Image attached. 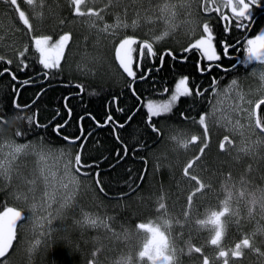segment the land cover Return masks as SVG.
Returning <instances> with one entry per match:
<instances>
[{
    "label": "snow or ice",
    "instance_id": "6c2138e0",
    "mask_svg": "<svg viewBox=\"0 0 264 264\" xmlns=\"http://www.w3.org/2000/svg\"><path fill=\"white\" fill-rule=\"evenodd\" d=\"M69 7L71 8L72 15L75 17H88V18H99L103 20L104 17L101 15L103 9L97 10L91 5L96 3V0H67ZM113 2H119V0H109V4ZM194 3L198 4L200 11L203 13L201 21H192L195 25L192 31L195 32L196 28H201L202 33L199 35L194 42L190 43L187 47L183 48V53H193L198 54L199 59L197 60V69L203 75L204 73H210L213 67L220 69L222 68L221 63L223 57H229V49L236 48L241 45V41L238 39L235 43H230L228 40H217L216 27L219 25L223 32L228 34L231 33L233 28L240 30L243 33L245 30L251 28V22L254 21V9H260L264 7V0H193ZM22 3L31 6V11H26L22 8ZM0 4L6 5L13 14H15L17 21L22 25V29H17L18 31L24 30L25 35L31 36V44L34 48L35 53L38 54L36 60L39 65L42 66V71L38 75H42L44 80H49L53 77L54 72H60L62 70L61 62L65 58V51L68 49L70 43L72 42L71 32H62L58 35V38L53 39L52 35H31L34 32L33 23L31 18L39 19L43 15L41 11L37 10V0H0ZM44 6V0H40L39 7ZM190 6V5H189ZM175 5L164 0L163 3L158 5V11L160 13L159 19H163L166 28L160 34L152 37L151 40L144 39L139 40L135 36H125L119 40V43L114 48V59L122 74H126L128 79L127 88L131 91L133 97L137 101H141V104L147 110L146 126L151 129V132L160 138L162 133L160 128L157 126V121H154V117H166L169 114H173V109L176 107L181 98H193V106L189 113L186 114L184 111L179 112V118L183 121L191 123L193 126H198L202 131L197 133L189 134L187 132L178 133L170 137L171 140L176 141L178 145L184 149H188L190 145H198V153L190 159L186 165L183 167L182 174L183 177L187 178L189 182H194V190L187 196V206L182 213L183 222L179 219L176 223L181 227H185L188 223L194 197L199 193H203L206 189L211 187L210 184H206L201 178L193 174L192 170L194 165H197L198 161L202 160V157L206 154V149L210 145V126L209 120L216 115L218 111L216 104H212L211 101H207L212 104V111H200L195 115L192 114L195 108V103L201 100H206V93H209L211 89V94L214 97H220L228 94L235 90V95L237 97V103L235 104L233 111L238 115L243 114L244 119L247 121L246 124H242L239 119L234 122L230 117L221 116L215 123L224 127L226 131L233 134H239L244 139L241 141V146L238 151L243 152L246 155L253 156L258 162H264V29L259 30V32L244 37L243 43V59L239 61L240 65H243L247 75L244 79L255 78L259 82V86L255 92L249 91L245 92L240 83L241 78L237 75L233 77L228 85L224 88L220 87V81L213 77L208 88H202L200 85H195L191 87L189 83V77L183 76L174 86V91H172L170 97L164 101H155L148 99L146 103L142 100V97L138 94L135 84L137 80L144 81L147 80L151 74L152 69L149 68L144 70L142 65L145 59H149L152 63H155V58L158 53L154 48V43H159L164 40L170 34V29L173 25L170 23V18L175 15L173 9ZM212 14H215L214 16ZM146 20L151 21V17H145ZM64 24V20L60 21ZM139 24V17L133 20L131 27L136 28ZM92 27H95V23L92 22ZM113 27H129L127 23L121 21L120 17H117V22L115 25L104 24L103 28L100 29L102 32H108L110 28ZM138 45V60L134 59V53H137ZM218 46L222 48V54L218 51ZM29 47L27 44L24 45L22 51H18V69L19 71H24L29 68L30 64L28 62ZM165 56H170L173 60L181 59V61H187L188 56L182 55L177 57L171 50H166L159 54L160 65L164 63ZM207 61L206 66L201 65V61ZM0 61L5 62L7 65H12L13 60L6 58L5 55H0ZM135 64V68H134ZM254 65V66H253ZM249 66H253L249 68ZM158 70V69H157ZM223 71L225 73L229 72H239L237 64H232L230 68L224 67ZM138 72L141 74L138 75ZM4 73H8L13 81H17L18 77L9 67H4L3 71H0V76ZM124 78V77H122ZM30 79H25L21 86L29 84ZM74 87L79 89L77 95H82L85 92V87L82 84H75ZM164 93L169 90L165 88ZM13 92L15 93V98L12 100L11 108L13 110V116L15 119H24V117L16 116L15 112H23L25 109H31L32 105L35 104V100L32 104L21 105L17 101L20 96L19 89L13 87ZM96 94V93H93ZM39 99V94L37 95ZM64 107L67 113V119L63 120V123L57 122L52 127V131L57 136H62L64 141H67L69 145H75L77 141H81L79 145V150L76 151L74 155V163L72 159L71 151L65 152L60 151V156L67 159L65 165V174H68L69 166L75 169V173L90 177L94 180L96 187L100 193L108 196L106 191V186L104 185L101 172L99 169V162L92 161L88 162L82 159V154L84 151L85 143L88 137L92 135L88 132L85 135L83 121L86 117L91 118L98 128L111 127L116 140L122 145V150L116 152V164H120L126 157L129 156L130 150L128 144L117 134L118 129H126L130 127V123L133 120L135 112L128 115L126 120L121 123L117 121L111 112L109 111L106 115L103 123L96 120L91 113H86L79 117L80 125V135L75 138H71L68 135H62L61 130L64 129L69 121L72 119L73 111L69 107L68 101L69 97H65ZM119 98L115 95L112 96L110 104L117 105L116 111L123 113L124 108L118 106ZM217 103H220L217 100ZM139 111V108H137ZM38 111L27 117L28 128L21 130L19 128L15 131L16 137H26L29 133H34L36 129H47L48 124H41L37 119ZM61 113L56 112V117H60ZM54 117L53 119H56ZM9 119L7 114L0 115V132H3V125L8 124ZM51 123V122H50ZM245 131L248 136H245ZM255 136L256 139L251 141V137ZM44 137H39V143L29 142L27 144H15L12 141L7 142V147L9 152L5 154L4 160L0 161V189L10 185L13 180L14 168L12 161L16 159V156L20 153L27 154L29 150L35 152L39 157L40 161H46L51 156V151L46 150L43 144ZM2 147V146H0ZM148 145L146 143H140L138 146H134L132 149V156L143 149H146ZM236 141L230 137V135H224L218 144L220 152H230L235 149ZM144 161L145 166L148 161L145 157H140ZM116 165H110V167H115ZM45 167H41L40 176L43 177L45 185H49L55 181L56 174L49 171L45 174ZM96 169L94 174L92 171H84L85 169L91 170ZM249 170H251V165H249ZM147 167L144 168L143 172L140 173L136 179H133L131 174L125 181L128 191H121L116 194L115 199L121 200L128 197L131 193L136 192L139 188V184L145 179V174L147 173ZM131 173V169H129ZM49 176L52 180H49ZM231 174L229 173V178ZM24 183L30 185L27 192L13 193L16 199H23L25 201L29 200V195L35 192V179H28L23 177ZM69 183L75 187L79 186V179L77 175L68 176ZM69 183H63V178H61V186L65 189L69 187ZM242 183H246L242 181ZM240 197L245 196V191L239 192ZM250 197L249 203L253 206L248 209L249 216L252 215L253 208L259 204L261 211H264V189H258L248 193ZM44 197L46 198L44 203L40 204L39 207L47 211V209L52 208V203L55 199L53 195L45 191ZM165 197L161 194L157 198V212H162L167 215V205L164 202ZM232 192L228 190L227 198L224 199L222 207L219 210H210L204 216V218L195 219L194 223L198 226L197 231L206 230L208 232L207 237L204 238V243L200 246L193 244L191 239L186 244L187 255H195L196 260L199 264H243V259L245 258V250L250 251L256 255L260 264H264V247L258 246L254 241L252 236L244 235L243 238L239 239L234 243L233 246H226L225 236L228 231L230 223L236 225L240 224V219L238 218V213L231 208ZM46 205V207H45ZM72 206V196L65 197L63 202L60 203L59 207L53 211H47V215L34 216L26 218L24 214V209L18 207L4 206L3 210L0 211V264H10V253L14 249V242L18 240L17 231L18 223L25 221L32 223L34 227L41 229L40 236H42L45 241L46 247H50L53 243L57 241L63 242L65 245L77 248L78 242L74 240L73 232L75 229L81 230V236L83 235V230L87 228H100L103 227L108 231L114 230L109 224L111 217H100L97 214L82 211L81 217L79 219H74L72 225L61 224L59 227H53V221L63 218L64 210ZM30 210L35 214L38 204L35 202V197L32 195V202L29 204ZM229 215L237 217L234 220L225 219ZM23 228V225H20ZM136 229L141 230L146 233L144 238L140 243L139 250L136 252L135 260L131 254L121 256V258L116 261V264H181L179 256L185 253L184 248L177 249L174 241L170 239L172 220L161 218V223H138L136 224ZM264 231V230H261ZM61 232L62 236L54 239L53 233ZM114 235H116L114 233ZM255 235V234H253ZM119 238V237H117ZM41 244V239H35L30 245L28 251L34 252L37 247ZM206 249H211L212 254L209 255ZM102 246L94 247L90 255L84 260V264H100L99 255L102 252Z\"/></svg>",
    "mask_w": 264,
    "mask_h": 264
},
{
    "label": "trees",
    "instance_id": "16d2710c",
    "mask_svg": "<svg viewBox=\"0 0 264 264\" xmlns=\"http://www.w3.org/2000/svg\"><path fill=\"white\" fill-rule=\"evenodd\" d=\"M44 1L47 2V5L49 3V5L52 7L55 13V17L51 14L52 18L50 17V19L48 20L46 18V20L44 19L45 21L33 18V20L35 21L34 22L35 30H36L35 34L44 35L51 33L53 35V39L55 40L56 38H58V35L61 34L63 31V30H59L62 29V24L60 23V21L64 20L65 24L71 23V21L73 20L71 18L72 14L68 9H66V6L60 5L61 2L64 3V1L61 0H44ZM45 9L41 11L44 12V15L46 17L48 11ZM9 11L11 12V10ZM253 15L256 18V20L254 21L252 34L256 32L264 24V7L260 9H254ZM9 18L11 24L9 23V21H7V19H5V23L6 22L9 23L11 27L14 26L16 30L14 29L13 32H11V34L4 39V42L6 44L14 43V46L12 47H9L8 45L0 46V55H5L6 58L8 59L12 58L14 65L13 64L7 65L5 62L0 61V71H2L4 67L10 66L12 71L15 72V74L17 75L18 80L13 81L8 73H4L3 76H0V115L7 114L9 123L3 126L12 137L18 139L21 142H26L27 140L28 141L39 140V137L43 136L44 137L43 141L48 144L55 146L68 145V142L64 141L62 139V136H57L52 131V127L55 125V123L57 122L63 123V120L67 119V113L64 107V103H65L64 98L67 97L71 92H74V95L68 96L69 97L68 104L69 107L72 108L73 116L72 119L69 121V124L64 129L61 130L62 135H68L71 138L80 135V125L78 121L80 116L85 115L86 113H91L92 116H94L100 122L104 121V118L108 113L107 107H109V109H114V104H110L113 95L119 98L118 103L120 104L121 107H124L125 109L124 115L118 117L119 122L123 123L126 120L127 116L131 115L135 111L137 105L139 104V101H137V99L132 96L131 91L127 88L126 84L128 83V79L125 78L123 75L118 74L117 69H119V67L115 63L112 57L111 45L113 44L110 43L108 47V51L105 50L104 53V56L106 57L108 56L109 53L111 55V58L108 61L110 70L106 69L105 67H100V68L88 67L87 69L89 71H82L80 68L76 69L77 66H75V64L78 62L77 60L81 58V54H82L81 50H83L82 39L84 37L83 34L81 33L83 32V30H80L82 26L71 28L72 31L71 30L70 31L72 33L73 39L67 49V57L64 62L62 61L61 64L62 70L60 72H54L53 77L50 78L49 80H44L43 76H38V73L40 69H42V66L39 65L36 60L38 54L35 53L34 48L32 47L31 36L25 35L24 30H20V31L17 30V29H22V25L18 23L15 14L11 12ZM2 22H4V20ZM73 24H77V23H73ZM219 34L222 35V32L217 27L216 35ZM227 36L228 39L231 40L230 43L235 42L237 39L241 40V45H238L236 49L239 48V50L243 51L242 46L244 42L242 41V39L245 36V31L241 33L240 30L233 28L231 33ZM223 39L225 38L223 37ZM25 44H27L29 47V53L27 55L29 58L28 62L30 66L24 71H19L17 67L18 65L17 53L18 51L23 50ZM232 53H234V51H231V54ZM74 56L76 57L73 58ZM156 65H159V63L157 62ZM240 66L241 65H239L238 67L239 70L241 68V70L239 71L240 75L242 74L246 75L247 72L245 71L244 66L243 67ZM251 67L252 66H249V68ZM151 72L153 74H150L147 80H144L142 82L141 81L136 82L135 84L137 92L142 98H144L146 95L150 97L156 96L155 93L156 90L162 89L164 85H171L172 82H174L173 80H176V77L180 74H187L191 77V80L195 79L197 77V65L194 59L188 58L186 62H181V61L173 60L170 56H165L163 66L157 71L153 69ZM239 72L233 71L226 73L228 82H230V80L233 77L237 76ZM153 75L155 76L156 79H152ZM22 79H30L31 82L27 85L21 86L22 82L24 81ZM123 79H125L126 81ZM77 83L82 84L85 87V92L82 95H77L79 89L74 87V85ZM13 87L19 89L20 91V96L17 101L19 104L27 105V104H32L33 100L36 101L35 104L32 105L31 108L32 110L25 109L23 112L20 111L15 112L16 116H21L23 114L22 116L24 117V119H15L13 116V110L11 108L12 100L15 98ZM38 94H39V99H37ZM192 102L193 99L181 98L179 105L176 107H179L180 112L184 111L186 114H188L193 106ZM203 106H204L203 102L201 103L196 102L193 113L195 114L198 113L199 110L203 108ZM262 109H264V106H262ZM142 110H143L142 107L139 108V111L135 112L133 120L129 122L130 127L126 126V129H121L118 134L128 144L130 152L132 147L138 146L142 142L149 143L158 139L156 135L151 132V129L146 126V120ZM37 111H38L37 119L39 120L40 123L47 124L48 122L52 121L49 124V127L47 129H36L34 133H29L26 137H16L15 131L17 127L21 130L27 129L28 128V124L26 122L27 117ZM57 111L61 113L60 117H56ZM54 117H56V119H53ZM174 117L177 118L178 121L182 120L179 118V114L175 115ZM88 124L89 126L93 124L91 130L93 129L94 132L92 131L93 132L92 135L88 137L87 142L85 143L82 159L88 162H92V161L99 162L100 170L99 169L98 170L101 172L102 181L106 186V191L108 192V196H105L103 193H100L96 185H94L97 190V193L102 199L101 202H103V206L105 208L102 209L103 211L101 212L107 215H111V214L116 215L118 221L120 222L119 224L126 226V228H128L129 230L130 229L133 230L134 226H136L137 224L136 217L147 218V215H154L153 213L155 211L151 213L152 212L151 210L154 205L156 206L157 198L161 194H164V196H166L169 199V201H167L169 202L167 206V210H169V212L167 211V215L173 218L178 217L179 219H181L182 222L183 221L182 213L187 206L186 195L190 185L185 184L180 179L178 180H174V179L175 177L177 178L176 174H178L179 168H181L180 166L182 165L183 159L181 160V164L179 166L175 165L178 162L170 161L171 163L170 166L174 167L176 171L175 173H169V172L166 173L165 171L159 173L156 170H154V172L151 170L149 174H145V179L142 183L139 184V188L137 189L136 192L131 193L128 197L124 199L117 200L113 197H115L116 194L121 191L124 192L128 191L125 181L128 179L130 174L133 179H136V177L140 175L144 167L143 163L137 162L136 165L134 164L131 165L130 163L131 156L129 154V156L126 157L123 161H121L120 164H116L115 154L118 150H122V145L115 139L112 128L109 126V127L98 128L96 130L94 121L91 118L86 117L85 120L83 121L85 135H87L88 133V130L86 131ZM169 124L171 123L167 121L163 122V124H160L159 127L160 130H162L163 133L167 132L168 130L167 128H170ZM176 124L177 123H175V125ZM219 134H215V135H219ZM80 143L81 141H77V143L73 145L75 151L79 150ZM157 146L154 148L155 150L149 149L148 152L147 151L145 152V150L143 149L140 151L141 153H143L144 156L151 158V162H152L151 167L154 169L156 168L155 163L157 162V160H159L161 163L168 162L166 159H164L161 156L162 151L164 150L161 149L159 145ZM166 152L167 151H165V153ZM216 153H220L219 149L217 148H215L214 151L209 152L201 166L203 169L208 170L205 173L202 172L201 177L203 178L206 184L213 185L211 187H213L214 189L210 187L209 189L205 190L206 192L205 191L203 192L204 194L203 193L197 194L198 197H196L197 199L195 198L194 200L195 202L192 206L190 218L188 221V226L183 227V230L185 229L193 230L192 229L194 227L193 222L198 217H201L204 214L206 215L207 213L205 210H207L208 212L213 208L222 207L221 202L223 201V199H221L222 197L220 198L221 195L215 194L216 192H218L219 189L217 185L218 183L215 180H213V179H219L220 174L217 173L218 172L217 170H216L217 172H212L213 170L208 169V165L210 162L209 158L211 156L220 157ZM110 165H116V166L110 167ZM257 165H259V167L258 168L256 167L255 169L256 171L259 172L261 176H259V174L256 175V173L255 175H252L254 173H251L250 175H248V178L251 179V182L256 183L257 187L259 186L264 187V163L261 164V162H257L256 166ZM233 167L234 166L229 165L227 163L220 164L221 172L226 175H229L228 173H230L232 179L231 181L235 186L240 183L239 177L242 173H243L242 175L244 176V172L246 169L240 171L236 167L234 168ZM129 169H131V173H129ZM95 170L96 169L94 168L91 169L90 171H92L94 174ZM235 170H239L240 175H236L237 173H235ZM252 179L254 180L252 181ZM207 181H209V183ZM0 190H1L0 194L2 196L0 197V204L2 205L0 207L1 209L4 205L6 206L7 203L8 204L10 203V198L6 194V191H3L2 189ZM170 195L171 197H169ZM240 208L237 209L238 212L240 211L239 216H241L240 214H242V209ZM245 224H247V219H245ZM244 230L247 231L246 228H244ZM91 234L98 235L96 237H101L99 236L100 233H91ZM72 238L78 242V247L75 249L65 245L63 242L60 241L53 243L50 247H46L45 246L46 243H45L44 246L38 250L34 264H84V260L90 255L92 249L95 246L104 247L103 245L104 243L103 241H101L103 239L102 237L98 239L97 242H93L92 237L91 235H89V233L85 234L84 236L83 235L81 236L80 233H76V234L74 233V236ZM102 253H104V250L100 253L99 255L100 257ZM100 257L99 259L103 258V256L101 258Z\"/></svg>",
    "mask_w": 264,
    "mask_h": 264
},
{
    "label": "rangeland",
    "instance_id": "374dc122",
    "mask_svg": "<svg viewBox=\"0 0 264 264\" xmlns=\"http://www.w3.org/2000/svg\"><path fill=\"white\" fill-rule=\"evenodd\" d=\"M154 0H119V2H113L109 4V0H96V3L93 6L97 10L103 9L101 15L104 17L103 20H100L99 18H88V17H76L71 21V25L73 23H77L82 28L80 30H83L81 32L83 34L82 44H83V50H81V58L77 60L78 62L75 64L76 69L80 68L82 71H89L88 67H105L106 69L110 70L109 66V58L108 56H104L105 50L108 51V47L111 44H116V40L118 38L117 43L120 39H122L125 36H129L126 34L131 33H123L117 31V27L110 28L108 32H102L100 29L103 28L104 24L109 25H115L117 22V17L119 16L121 21L124 23L130 24L133 20H136L137 17H139V24H147L149 25L151 22H156L160 16V13L158 11V5L163 3L164 0H156L155 3H153ZM168 2L175 5V8L173 11L175 12V15L170 18V23L173 25L170 29V34L173 32L172 35L175 34V37L182 38L184 37L188 32H190V27L192 21L190 19V15L194 13V2L193 0H168ZM40 0H37V10L41 11L44 10L45 7L48 12L45 17L44 12L41 18L39 20H47L50 19L51 14L55 17L54 10L52 7L47 5V2L44 1V6L42 8L39 7ZM114 5V7H113ZM190 5V6H189ZM2 6L3 11H0V46H14V43L12 44H6L4 42V39L13 32L15 27H11L9 23L11 15L10 9L3 4H0ZM24 9L29 10L31 6H28L27 4L22 3L21 5ZM30 7V8H29ZM9 10H8V9ZM114 8V10H113ZM53 12V13H52ZM131 16V17H130ZM130 17V18H129ZM145 17H151V21H148L145 19ZM52 18V17H51ZM199 18V17H197ZM5 19L9 21V23H5ZM4 20V22H2ZM44 20V21H45ZM163 22V25L166 27V24L163 19H161ZM2 22V23H1ZM95 23V27L90 26L91 23ZM119 28V27H118ZM264 29V25L259 29ZM16 30V29H15ZM259 30L257 32H259ZM256 32V33H257ZM202 33V29L198 32V35ZM121 34V35H120ZM48 35V34H44ZM198 35L196 37H198ZM253 35V34H252ZM251 36V35H250ZM117 37V38H116ZM194 37V38H196ZM197 39V38H196ZM194 42V40H193ZM74 56L73 58H75ZM135 68V67H134ZM186 75H180L177 79L178 80ZM243 90L245 92H255L256 89L259 86V82L255 78H248L246 80H243L240 82ZM174 91V89H173ZM172 93V92H171ZM170 93V95H171ZM169 96L163 97V98H149L155 101H164L168 99ZM148 100V99H147ZM146 100V101H147ZM217 100L220 101V103H217ZM146 103V102H145ZM237 103V97L235 95V90L232 92H229L226 95L220 96V97H214L212 104H216V107L218 111L216 112V115L212 117L209 120V124H211V131L215 134L222 133L221 131L217 130V128H222L225 130L224 127L220 126L219 124L215 123V121L220 118L221 116L224 117H230L233 122L236 119H239L242 124H246L247 121L244 119L243 114H237L235 111H233V108L235 104ZM212 111V106L210 109V112ZM217 127V128H216ZM167 132L165 133V139L161 143L160 148L163 149L162 151V157L166 159L168 162L163 163L162 165L168 166L170 165V161L178 162L175 165L179 166L181 160L184 158V152H182L181 147L178 145L176 141H173L170 139V137L173 135L172 132H170L171 128H167ZM187 133H189L187 130H182ZM192 134V131L191 133ZM227 135H230L231 138H233L236 141V148L231 150L230 152H220L216 153L220 157L217 156H211L210 162L208 165V169L213 170L212 172H217L220 174L219 179H213L218 183L219 191L216 192V194H222L220 198L224 200V198H227L228 190H231L232 192V200H231V207L232 210L238 213V208L241 207L242 214L241 219L242 223L244 225V228L247 229L244 230L246 234L249 236H252L256 244L258 245V238L255 240L254 233H264V211H261L259 204H257L253 208L252 215L249 216L248 209L250 207H253L249 203L250 197L248 196L249 192L256 191V189H264V187H255L256 183L251 182V179L248 178V175L251 173H254L252 175L259 174L258 171H256V167L258 168L259 165L256 166V163L258 162L257 159H254L251 155H246L243 152L238 151V148L241 146V141L244 139V137H241L238 133L233 134L231 132L226 131ZM223 134V135H226ZM176 135V134H175ZM245 136H248V133L245 131ZM256 139L255 136L251 137V141H254ZM12 141L15 144H27L29 142L33 143H39V140H29L27 142H18L14 137H12L8 131L3 126V132H0V161L4 160L5 154L9 152L7 145V142ZM216 141V142H215ZM211 145L217 146L219 140H215ZM43 144L45 145L46 150L51 151V156L46 161H40L39 157L35 154V152L29 150L27 154L20 153L16 156V159L12 161L14 173H13V180L10 185H7L2 188L3 191H6V194L10 198V202L13 204H9L7 206L9 207H18L24 209V214L26 218L28 217H34V216H41V215H47V211H53L57 209L60 205V203L63 202V199L68 196H72V206L64 210V216L63 218L57 219L53 221V227H59L61 224L66 225H72L74 219H79L81 217L82 211L94 213L99 215L100 217H111L112 219L109 220V224L111 225V228L114 230V233L112 231H108L107 229L100 227V228H87L83 230V236L85 234L91 235L93 242H97L98 239L101 237L103 238L101 241H103L104 247L102 249L104 250V253L101 254L102 259H99L100 264H116V261H118L121 256L129 255L131 254L135 260L136 252L139 250L140 243L146 233L144 234L142 231L140 232L143 234L142 236H136V234L126 228V226L119 224L118 218L116 215H107L105 213H102V209H105L103 206V202L99 194L97 193V190L95 188V183L93 182V179L90 177H84L77 173H75V169L71 166H69L68 174H65V165L67 163V159L63 156H60V151L64 150L65 152L71 151L72 153V159L74 163V155L75 150L73 145H62V146H55L48 144L43 141ZM165 151H167L165 153ZM178 158L180 160H178ZM223 159V160H222ZM221 163H227L229 165H232L239 169L240 171H243V169H246L244 172V176L240 175L239 170H235L236 175H240V185H233V182H231V177L229 178V175L223 174L220 170V164ZM264 162H261L263 164ZM218 164V165H217ZM45 167V174H48L49 171L54 172L56 174L55 181L50 183L49 185H45L43 177L40 176V169L41 167ZM249 165H251V170H249ZM233 167V168H234ZM170 168V167H169ZM217 170V171H216ZM250 171V172H249ZM175 173V172H173ZM70 175H77L78 179L80 181L79 186L75 187L72 184L69 183L68 176ZM178 176V175H177ZM242 176V177H241ZM259 176H261L259 174ZM23 177H27L28 179H35V192L34 194L29 195V200L25 201L23 199H16L13 193H19V192H27L30 185H27L24 183ZM245 177V178H244ZM61 178H63V183H69V187L67 189L63 188L61 186ZM178 178L175 177L174 180ZM246 183H242L244 181ZM49 180H52V177L49 176ZM254 179H252L253 181ZM227 184V185H226ZM212 186V185H211ZM247 186V187H246ZM233 189V190H232ZM252 189V190H251ZM235 190V192H234ZM248 190V191H247ZM45 191L49 192L51 195L55 197L52 203V208L47 209V211L42 210L39 205L44 203L45 197L44 193ZM245 191V196L240 197L239 192ZM225 193V194H224ZM32 195L35 197V202L38 204V207L36 209L35 214L30 210L29 204L32 202ZM242 202V203H241ZM239 205H237V204ZM46 207V205H45ZM234 207V208H233ZM156 206L154 205L152 208V212L155 211L153 214L156 216H159L160 218L165 219H171L172 220V228H171V235L170 239H172L177 247V249L184 248L185 253L179 256V259L181 261V264H190L189 255H187V249L186 244L189 241V239L181 237V233L177 234L175 232V225L176 222L174 219H179L178 217H171L169 215H164L162 212L156 211ZM3 210V209H2ZM1 210V211H2ZM245 213V214H244ZM239 214V213H238ZM245 219H247V224H245ZM181 221V219H179ZM157 223V221L152 218L146 223ZM183 222V221H182ZM20 225H23V228L20 227ZM188 226V223L185 225ZM192 227V226H191ZM195 228V227H194ZM193 229V228H192ZM179 230L182 231L183 228L179 226ZM40 231L38 227H34L32 223L28 222L26 219L25 221H21L18 223V231L17 236L18 240L14 242V249L10 253V264H34L36 254L38 253V250L44 246L46 243L45 239L40 236ZM186 232L193 231V230H184ZM74 233H80L81 230L75 229ZM91 233H100L98 235H94ZM251 233V234H250ZM63 233L56 232L53 233V238L56 239L60 236H62ZM94 235V236H93ZM119 237V238H117ZM35 239H41V244L37 247V249L34 252H29L28 249L30 245L34 242ZM264 239L260 242L264 244ZM185 244V245H184ZM259 246V245H258ZM138 249V250H137ZM102 250V251H103ZM109 251V252H106ZM106 255V256H105ZM255 255V254H254ZM100 257V256H99ZM100 257V258H101ZM255 260L259 263L260 261L257 260L255 255ZM252 264V263H249Z\"/></svg>",
    "mask_w": 264,
    "mask_h": 264
},
{
    "label": "flooded vegetation",
    "instance_id": "af4514ba",
    "mask_svg": "<svg viewBox=\"0 0 264 264\" xmlns=\"http://www.w3.org/2000/svg\"><path fill=\"white\" fill-rule=\"evenodd\" d=\"M61 1H64V3L63 2H61V6H66V9H68L69 11H70V13L72 14V11H71V8L69 7V5H68V2H67V0H61ZM156 2V0H154L153 1V3H155ZM113 7H114V5H113ZM26 10V9H25ZM0 11H3V8H2V6H0ZM27 11H31L30 9L29 10H27ZM67 11V10H66ZM213 16L215 15V14H212ZM131 17V16H130ZM129 17V18H130ZM190 19H191V21H201V19H202V17H203V13L200 11V9H199V6H198V4H196V3H194V13H192L190 16ZM197 17H199V18H197ZM71 18L72 19H75L76 17L75 16H73V15H71ZM30 19H31V22L33 23V27H34V32L33 33H35V25H34V21H33V18H31L30 17ZM256 20V18L254 17V21ZM160 21V22H159ZM253 21V22H254ZM253 22H251V28L250 29H248V30H245V36H246V34H249L250 35V33H252V28H253V26H254V23ZM253 23V24H252ZM161 24V25H160ZM62 25H64V26H62V29H59V30H63L62 32H65V31H67V32H71L72 31V29L71 28H75V27H80V25L79 24H62ZM129 25V27H127V28H125V27H119V28H116V30L117 31H119V32H121V34L123 35V33H131V34H126V35H131V36H135L137 39H139V40H144V39H149V40H151L152 39V37H154L155 35H158V34H160L162 31H164L165 30V26L163 25V22L161 21V19H158L156 22H151L149 25H147V24H138V27H136V28H133V27H131L130 26V24H128ZM193 27H195V25L194 24H191V27H190V32H188L184 37H182V38H177V37H175V34L174 35H172L173 34V32H171V34H169V36L168 37H166L164 40H162V41H160L159 43H154V48H155V50L157 51V53H158V55H157V57L155 58V63H152L149 59H145L144 60V62H143V65H142V67H144L143 69L144 70H147V69H149V68H151L152 70L153 69H155L156 71H157V69H160L162 66L160 65V61H159V54H161V53H163L164 51H166V50H171L177 57H181L182 55H187L188 56V58H190V59H194V61L196 62V65H197V60L199 59V56H198V54H196L195 52H193V53H183V48L184 47H187L190 43H192L193 42V40H195L196 38H198L199 37V35H198V32L201 30V28H196V31L195 32H193L192 31V29H193ZM217 27L219 28V30H221V32H222V35H217L218 37L217 38H219V39H217V40H228L229 42H231V40H229L228 39V36L227 35H229L230 33H228V34H226V33H224L223 32V30H222V28L219 26V25H217ZM216 27V28H217ZM70 28V29H69ZM71 30V31H70ZM32 33V35H36V34H33ZM120 34V35H121ZM48 35H52L51 33H49ZM198 35V37H196ZM53 36V35H52ZM221 36H223L225 39H223V37H221ZM194 37H196V38H194ZM117 38V37H116ZM118 39V38H117ZM241 41V40H240ZM119 43V42H118ZM117 43V44H118ZM233 43H235V42H233ZM117 44H113V45H111V50H112V57H113V59H114V56H115V53H114V48H115V46L117 45ZM183 45H185V46H183ZM135 47H137V53H134V59H137L138 60V45H136ZM218 51H220L221 52V54H222V48L220 47V46H218ZM231 51H234V53H232L231 54ZM229 53H230V56L229 57H223L222 58V60L221 61H219V62H214V63H221L222 64V68H220V69H217V68H215V67H213V69H212V71L210 72V73H204L203 75L198 71V69H197V77L195 78V79H192L191 80V77L189 76V75H187V74H180V75H186V76H189V83H190V86L191 87H195V85H200L202 88H208L209 87V84L211 83V80H212V78L213 77H216L219 81H220V87L221 88H224L226 85H228V78H227V76H226V73L223 71V68L224 67H227V68H230L231 66H232V64H237V66L239 67V65H240V63H239V60L241 59V58H243V51L242 50H239V48H230L229 49ZM66 57H67V49H66V51H65V58H64V60H62L63 62L65 61V59H66ZM108 58H109V60H110V58H111V55H110V53L108 54ZM225 59V60H224ZM177 61H181V59H176ZM188 60V59H187ZM114 61H115V59H114ZM159 63V65H156V63ZM181 62H186V61H181ZM116 63V62H115ZM207 61H201V65L202 66H206L207 65ZM61 64H62V62H61ZM13 65H14V63H13ZM118 65V64H117ZM242 67H243V65H241ZM240 66V67H241ZM9 68H10V66H8ZM134 67H135V64H134ZM159 67V68H158ZM12 70V69H11ZM15 70H16V68H15ZM240 70H241V68H240ZM239 70V71H240ZM2 71H3V69H2ZM42 71V69H40V71H39V73ZM117 71H118V74H120V75H123L125 78H126V74H122V70H119V69H117ZM141 73L140 72H138V75H140ZM151 74H153L152 72H151ZM180 75H178L177 77H176V80L174 81V82H172V84L171 85H164V87L165 88H168V94L166 93H164V87L162 88V89H159V90H156V96H154V97H150V96H145L144 98H142V100L144 101V102H146V100L147 99H149V98H157L158 96L160 97V98H163V97H167V96H169L170 95V93L173 91V89H174V86H175V84H176V81H177V79H178V77L180 76ZM240 78H241V80H240V82H242L243 81V79H244V77L247 75H244V74H242V75H240V72L237 74ZM38 76H42V75H38ZM224 76V77H223ZM152 79H156L155 78V76L153 75V78ZM22 80H25V79H22ZM123 80H125V79H123ZM126 81V80H125ZM137 82H140V80H137ZM142 82V81H141ZM174 83V84H173ZM225 83V84H224ZM172 87V88H171ZM69 95H74V92H71ZM68 95V96H69ZM67 96V97H68ZM158 97V98H159ZM206 100H201V101H199L200 103L201 102H203L204 103V106H203V108L201 109V110H199V112L200 111H207V112H210V109H211V106H212V104H210V103H208L207 101H213V99H214V96L211 94V89H210V91H209V93H206ZM188 99H193V98H188ZM180 102V101H179ZM179 102H178V104L176 105V106H178L179 105ZM199 102H197V103H199ZM193 103V102H192ZM191 103V104H192ZM141 105V106H140ZM118 106L119 107H121L120 106V104L118 103ZM116 107H117V105H115L114 104V109L116 110ZM143 108V114H144V116H145V120L147 119V110H146V108H144L143 106H142V104H141V101H139V104L137 105V107H136V109H135V111L134 112H136L137 111V108ZM122 108H124V107H122ZM114 109H109V107H107V111L109 112H111V114L113 115V117L117 120V121H119V119H118V117H121L122 115H124V112L121 114V112H119V111H115ZM113 110V111H112ZM115 111V112H114ZM179 107H174V109H173V114H169L168 116H166V117H154L153 118V120L154 121H157L158 123H157V126L158 127H160V124H163V122H165V121H167V122H169V123H171V124H169L170 125V128H171V132H172V134L173 135H175V134H178V133H184L185 131H182V130H187L189 133H191V131H192V133H197V134H199L202 130L201 129H199V127L198 126H193L191 123L189 124V122H186V121H183V120H181V121H178V119L177 118H175L174 116L175 115H178L179 114ZM198 112V113H199ZM108 114V113H107ZM106 114V115H107ZM121 114V115H120ZM192 114L193 115H195V113H193L192 112ZM106 118V117H105ZM105 118H104V120H105ZM96 120H98V119H96ZM79 121V120H78ZM99 121V120H98ZM50 122H52V121H50ZM50 122H48L47 124L49 125L50 124ZM95 123V122H94ZM101 123H103V122H101ZM175 123H177L176 125H175ZM174 126H173V125ZM93 125V124H92ZM92 125H90L89 126V124H88V126H87V128H86V131L88 130V132H92L93 131V129L91 130V128L93 127ZM188 126V127H187ZM209 126H210V145H209V148L208 149H206L205 151H206V154L202 157V160L201 161H198L197 162V165H194V167H193V169L192 170H190V171H192V173L193 174H196V175H198L200 178H202L201 177V174H202V172H206L207 170L206 169H203L201 166H202V163H203V161L205 160V158H206V156H207V154L209 153V152H212V151H214L215 150V148H217V149H219L218 148V145L217 146H213V145H211L215 140H219V142H220V140L223 138V134H226V130H223L222 128H217V130H219V131H221L222 133H220L219 135H215L212 131H211V124H209ZM193 127V128H192ZM90 128V129H89ZM169 128V129H170ZM184 128V129H183ZM95 129L97 130L98 129V127H96V124H95ZM95 130V131H96ZM121 129H118L117 130V134H119V131H120ZM85 131V130H84ZM94 132V131H93ZM92 132V133H93ZM161 132H162V130H161ZM166 133V132H165ZM165 133H163L162 132V135H161V137L160 138H158L157 140H155V141H153V142H149L147 145H149V147H147L146 149H144L145 150V152L147 151L148 152V150L149 149H154L157 145H161V143L164 141V139H165ZM115 136V135H114ZM73 138H75V137H73ZM18 142H21V141H19L18 139H16ZM28 141V140H27ZM26 141V142H27ZM159 141V142H158ZM148 142V141H147ZM216 142V141H215ZM219 142H218V144H219ZM192 147V148H191ZM132 149H133V147L131 148V152H132ZM181 150H182V152H184V155H185V157L183 158V161H182V165H181V168H179V172H178V176H177V178L178 179H180L181 181H183L185 184H188V185H190V187H189V190H188V192H187V195H186V200H187V196L194 190V182H189V180L187 179V178H185V177H183V174H182V170H183V168L182 167H184L185 165H186V163L190 160V159H192L197 153H198V145H190L189 146V148L188 149H184V148H182L181 147ZM141 151V150H140ZM139 151V153H137L136 154V156H132V154H131V152H130V163H131V165H136V163L137 162H142L143 163V169H142V171L141 172H143V170H144V168L145 167H147V169H148V171H147V173L146 174H149V172L152 170L153 172H154V170H156L157 172L159 171V173H162L163 171H166V173H173V172H176L175 171V169H174V167H171L170 165H168V166H164V165H162L163 163H161L159 160H157V162L155 163L156 164V168L154 169V168H152L151 166H152V162H151V158H148L147 156H144L143 155V153H141ZM196 151V152H195ZM208 152V153H207ZM75 153H76V151H75ZM140 154V155H139ZM193 155V156H192ZM140 157H145L146 159H147V161H148V163H147V165L145 166V164H144V161L142 160L141 161V159H140ZM192 157V158H191ZM137 160V161H136ZM178 160H180L179 158H178ZM132 161V162H131ZM136 161V162H135ZM135 162V163H134ZM180 164H181V162H180ZM196 166V167H195ZM170 167V168H169ZM163 168V169H162ZM169 169V170H168ZM100 170V169H99ZM181 170V171H180ZM84 171H90V170H88V169H85ZM180 173H181V175H180ZM177 175V174H176ZM178 179H176V180H178ZM179 180V181H180ZM201 180H203V178L201 179ZM204 181V180H203ZM191 190V191H190ZM189 193V194H188ZM0 196H1V194H0ZM2 197V196H1ZM197 197V196H196ZM196 197H194V200H195V198ZM165 199L166 200H164V202L166 203V205L168 206V203L169 202H167L168 201V199H167V197H165ZM193 200V201H194ZM193 204H194V202H193ZM222 205V204H221ZM7 206V205H6ZM0 207H1V204H0ZM4 207V206H3ZM3 207L0 209V211L3 209ZM211 210H219V207L218 208H213V209H211ZM152 218H154L156 221H157V223H161V218L159 217V216H156V215H147V218H137L136 217V221L138 222V223H144V222H148L150 219H152ZM154 216V217H153ZM150 219H149V218ZM198 218H202V216L201 217H198ZM203 218H204V216H203ZM237 217H233V216H231V215H229L228 217H225V219H229V220H234V219H236ZM238 218L240 219V224L239 225H236V224H234V223H230L229 224V227H228V231H227V233H226V236H225V241H224V243H225V245L226 246H229V247H231V246H233L234 245V243L235 242H237L239 239H241V238H243V236L244 235H248V234H246L245 232H244V227H243V224H242V219H241V217L239 216V214H238ZM140 219H141V221H140ZM168 219V218H167ZM175 220V222H176V219H174ZM136 222V223H137ZM194 224V227H193V231H189V232H186V231H184V230H182V231H180L179 230V225L176 223V224H174L175 225V232H177V234H180L181 235V237H183V238H186V239H191V242L193 243V244H196L197 246H200V245H202L203 243H204V238L205 237H207V235H208V232L206 231V230H202V231H197V229H198V226H196L195 225V223H193ZM173 226V225H172ZM238 228V229H237ZM177 229V230H176ZM131 230V229H130ZM131 231H133L135 234H136V236H142L141 235V233H140V231L141 230H136V227L134 226V229L133 230H131ZM136 231V232H135ZM140 234V235H139ZM251 234V233H250ZM255 234V233H254ZM256 235V236H255ZM254 236H255V240H257V238H258V240H259V242H258V245L259 246H262L263 247V245H262V243H260L261 241H262V239H264V233L262 234V233H256ZM262 235V236H261ZM261 237V238H260ZM257 242V241H256ZM206 252H208V254L209 255H211L212 254V252H211V249H206ZM189 259H190V264H199V261L198 260H196V258H195V255H193V256H190L189 257ZM249 263H252V264H260V262L258 263L256 260H255V255H254V253H251L250 251H248V250H245V258L243 259V264H249Z\"/></svg>",
    "mask_w": 264,
    "mask_h": 264
},
{
    "label": "bare ground",
    "instance_id": "6f19581e",
    "mask_svg": "<svg viewBox=\"0 0 264 264\" xmlns=\"http://www.w3.org/2000/svg\"><path fill=\"white\" fill-rule=\"evenodd\" d=\"M35 19V18H34ZM34 21V20H33ZM35 22V21H34ZM160 22V21H159ZM161 25V24H160ZM63 26V25H62ZM37 27H39V26H37ZM36 33V32H35ZM35 33H33V34H35ZM240 34V33H239ZM221 35V34H220ZM219 35V36H220ZM218 37V36H217ZM221 37H223V36H221ZM236 37V36H235ZM220 38V37H219ZM219 38H217V39H219ZM238 40V39H237ZM183 46H185V45H183ZM12 59V58H11ZM14 63V62H13ZM8 67V66H7ZM3 68V67H2ZM144 68V67H143ZM159 68V67H158ZM189 77V76H188ZM224 77V76H223ZM231 79V78H230ZM164 81V80H163ZM175 81V80H174ZM48 83V82H47ZM123 84V83H122ZM174 84V83H173ZM225 84V83H224ZM127 85V84H126ZM169 86V85H168ZM165 88V87H164ZM172 88V87H171ZM163 90V89H162ZM166 94V93H165ZM168 94V93H167ZM79 97V96H78ZM159 97V96H158ZM157 97V98H158ZM160 98V97H159ZM44 100V99H43ZM40 103V102H39ZM42 104V103H41ZM40 104V105H41ZM122 104V103H121ZM22 105V104H21ZM47 105V104H46ZM38 106V105H37ZM36 106V107H37ZM141 106V105H140ZM32 110V109H31ZM115 110V109H114ZM35 111V110H34ZM113 111V110H112ZM116 111V110H115ZM114 111V112H115ZM31 112V111H30ZM122 114V113H121ZM120 114V115H121ZM23 115V114H22ZM42 124V123H41ZM190 124V123H189ZM173 125V124H172ZM178 125V124H177ZM174 126V125H173ZM188 127V126H187ZM18 128V127H17ZM193 128V127H192ZM184 129V128H183ZM171 132V131H170ZM92 133V132H91ZM162 133V132H161ZM213 133H214V131H213ZM48 134V133H47ZM45 135V134H44ZM116 139V138H115ZM127 141H129V140H127ZM159 142V141H158ZM148 144V143H147ZM148 147H149V145H148ZM157 148H158V146H157ZM192 148V147H191ZM155 150V149H154ZM157 150V149H156ZM196 152V151H195ZM139 153V152H138ZM151 153V152H150ZM208 153V152H207ZM154 154V153H153ZM140 155V154H139ZM193 156V155H192ZM185 157V156H184ZM192 158V157H191ZM210 159V158H209ZM137 161V160H136ZM135 161V162H136ZM142 161V160H141ZM132 162V161H131ZM134 162V163H135ZM179 164V163H178ZM224 166V165H223ZM181 167V166H180ZM196 167V166H195ZM226 167V166H225ZM231 167V166H230ZM178 168V167H177ZM183 168V167H182ZM163 169V168H162ZM224 169V168H223ZM169 170V169H168ZM234 170V169H233ZM181 171V170H180ZM208 171V170H207ZM227 171V170H226ZM159 172V171H158ZM166 172V171H165ZM224 172V171H223ZM250 172V171H249ZM204 173H205V171H204ZM229 174V173H228ZM243 174V173H242ZM241 174V175H242ZM178 175V174H177ZM180 175H181V173H180ZM202 175V174H201ZM167 176V175H166ZM206 176V175H205ZM204 176V177H205ZM209 177V176H208ZM237 177H239V176H237ZM242 177V176H241ZM240 178V177H239ZM238 178V179H239ZM245 178V177H244ZM202 179V178H201ZM244 181H245V179H244ZM208 183H209V181H207ZM232 182V181H231ZM258 182V181H257ZM255 184V183H254ZM218 185V184H217ZM227 185V184H226ZM240 185V184H239ZM213 186V185H212ZM194 187V186H193ZM247 187V186H246ZM257 187V186H256ZM178 188V187H177ZM211 188H213V187H211ZM217 188V187H216ZM261 188H262V186H261ZM214 189V188H213ZM178 190V189H177ZM233 190V189H232ZM252 190V189H251ZM257 190V189H256ZM191 191V190H190ZM218 191H219V189H218ZM248 191V190H247ZM0 192H1V190H0ZM185 192V191H184ZM206 192V191H205ZM216 192V191H215ZM234 192H235V190H234ZM208 193V192H207ZM179 194V193H178ZM184 194V193H183ZM189 194V193H188ZM204 194V193H203ZM213 194V193H212ZM216 194V193H215ZM225 194V193H224ZM164 195V194H163ZM208 195V194H207ZM218 195V194H217ZM220 195V194H219ZM222 195V194H221ZM5 196V195H4ZM7 196V195H6ZM202 196V195H201ZM204 196V195H203ZM206 196V195H205ZM1 197V196H0ZM164 197H166V196H164ZM169 197H171V195L169 196ZM198 197V196H197ZM213 197V196H212ZM183 198H185V197H183ZM214 198V197H213ZM168 199V198H167ZM181 199V198H180ZM197 199V198H196ZM199 199H200V197H199ZM201 199H203V198H201ZM222 199V198H221ZM220 199V200H221ZM166 200V199H165ZM173 200V199H172ZM211 200H212V198H211ZM215 200V199H214ZM168 201H169V199H168ZM171 201V200H170ZM217 201H219V200H217ZM7 202V201H6ZM173 202V201H172ZM186 202V201H185ZM193 202H195V201H193ZM202 202V201H201ZM157 203V202H156ZM206 203V202H205ZM242 203V202H241ZM6 204V203H5ZM8 204V203H7ZM6 204V205H7ZM9 204H13V203H9ZM8 204V205H9ZM237 204V203H236ZM174 205V204H173ZM204 205V204H203ZM219 205V204H218ZM237 205H239V204H237ZM2 206V205H1ZM5 206V205H4ZM169 206H170V204H169ZM220 206V205H219ZM205 207V206H204ZM212 207V206H211ZM215 207V206H214ZM218 207V206H217ZM170 208V207H169ZM172 208V207H171ZM232 208V207H231ZM234 208V207H233ZM205 209V208H204ZM220 209V208H219ZM239 209V208H238ZM241 209V208H240ZM168 212H169V210H167ZM206 211V213H207V210H205ZM236 211V210H235ZM204 212V211H203ZM240 212V211H239ZM238 212V213H239ZM201 214H203V213H201ZM245 214V213H244ZM205 215V214H204ZM203 215V216H204ZM241 215V214H240ZM149 216V215H148ZM199 216V215H198ZM203 216H202V218H203ZM151 217V216H150ZM154 217V216H153ZM138 218V217H137ZM140 218V217H139ZM149 218V217H148ZM152 218V217H151ZM197 218V217H196ZM142 219V218H141ZM141 219H140V221H141ZM150 219V218H149ZM243 219V218H242ZM194 221V220H193ZM242 221V220H241ZM127 223V222H126ZM194 223V222H193ZM137 224H138V222H137ZM191 225V224H190ZM238 229V228H237ZM137 230V229H136ZM177 230V229H176ZM136 232V231H135ZM141 232V231H140ZM172 232V231H171ZM145 234V233H144ZM260 234V233H259ZM263 234V233H262ZM140 235V234H139ZM142 235V234H141ZM262 236V235H261ZM261 238V237H260ZM263 240V239H262ZM264 242V241H263ZM185 245V244H184ZM263 245V244H262ZM96 247V246H95ZM263 247H264V245H263ZM93 250V249H92ZM138 250V249H137Z\"/></svg>",
    "mask_w": 264,
    "mask_h": 264
}]
</instances>
